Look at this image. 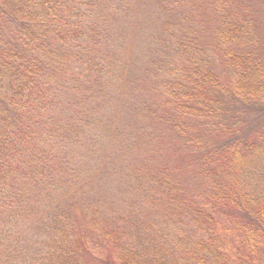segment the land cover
I'll list each match as a JSON object with an SVG mask.
<instances>
[{"label":"trees","instance_id":"trees-1","mask_svg":"<svg viewBox=\"0 0 264 264\" xmlns=\"http://www.w3.org/2000/svg\"><path fill=\"white\" fill-rule=\"evenodd\" d=\"M130 1L0 0V264H264V0H206V30L172 31L166 46L160 36L141 65L167 94V116L192 119L174 129L207 174L212 205L181 197L160 221L105 216L103 244L92 218L69 214L90 203L76 196L103 172L75 166L95 141L98 104L112 88L121 107L131 74H142L119 16L129 17ZM129 179L146 191L139 208L130 202L138 212L177 189L176 179L167 191ZM35 220L39 232L27 228Z\"/></svg>","mask_w":264,"mask_h":264},{"label":"rangeland","instance_id":"rangeland-1","mask_svg":"<svg viewBox=\"0 0 264 264\" xmlns=\"http://www.w3.org/2000/svg\"><path fill=\"white\" fill-rule=\"evenodd\" d=\"M138 1L142 3L143 8ZM195 1L131 0L126 13V16L129 17L125 18L121 14L122 11L120 15L118 14L122 21L121 27L125 29L124 39L127 47L130 48V52L132 51V58L135 60L132 72L144 73V71H140L144 56L147 52H150L153 58L154 54L159 50V43L157 44V42H159L160 36L162 41H165L162 44L166 46L168 40L165 39H168L172 31H174V36L170 38L177 39L178 33L180 38L194 29H200L199 31L206 30L200 28L199 21L202 17L205 19L209 13L206 7L207 1L205 0L202 3L203 0H198L197 4L191 9V5ZM167 3H169V6ZM109 20H111V17ZM131 22H134L135 30L131 28V24H133ZM258 27L259 25L257 24L255 29ZM169 41L173 45L172 48H174L175 41ZM263 41L262 38L260 42L264 44ZM122 53H124V50H122ZM180 55L183 58L178 55V62L182 66L186 63L183 60L184 58L186 59L185 52L180 53ZM143 67L145 68L144 65ZM182 69H184V65ZM145 70L148 71L147 68ZM160 72L163 75L165 70H160ZM142 74H140V79L134 78L133 80L131 74V83H129L126 90H123L125 91L123 92L125 98H123L124 101L121 107H119L118 102L116 103L119 96L118 90L108 88L109 91L106 95L104 106L102 103L98 104L100 107L96 119L99 124L95 125L98 128L95 131L97 133L94 138L95 141L91 146L84 148V152L80 151L82 156L75 163L76 168L81 172L87 168L90 171L101 168L103 171L101 176L98 175L99 178L97 180L89 181L86 187H81L82 190H79L80 192L76 196L78 203L86 197L89 198L90 203L79 208L77 204L75 208L72 207L73 210L69 211L73 218L77 215V218H74L77 221L79 220L78 214L83 216V220L92 218V222L97 228L92 236L101 244L106 241L105 238L103 241L101 240L102 231L104 233V229L111 226L106 221H102L105 216H110L111 222L120 220L123 216L128 219V215L135 217L137 221H140L139 219L145 220V218L160 221L161 215L158 213L161 212V209L164 210L167 209L166 207H171V203L182 202L184 198L195 200L200 205H212V203H209V198L206 194L208 192V176L202 171L203 169L200 168L201 166L198 162L197 164L185 158L186 150L189 146L182 136L180 138L177 136L174 129L179 124H183L184 128L185 126L187 128L188 126L190 127L191 124L193 125L192 119L188 117V121H183L179 117H173V113L171 117H168L171 113L169 114L164 106L166 100H169L167 94L161 92L158 87H153L151 79ZM168 78L171 80L173 73L168 74ZM153 84L155 85L156 82L154 81ZM109 86L117 87L115 81L110 82ZM120 99L122 100V98ZM99 130L101 133L98 134ZM76 146L72 145L70 147L72 153L75 151ZM263 164L261 163V165ZM263 168V166H259L256 167V170L261 171ZM133 173L134 175L137 174V178L140 179L141 183L146 185L147 181L150 184L155 181L157 188L163 187L162 191H167L168 188L173 190L169 184L166 189L165 181L173 182L176 179L177 189L176 191L174 190L175 194L171 191L167 192L170 195L174 194L176 197L164 196V201L171 197L168 200L170 203L160 206L154 205L155 207L147 205L142 207L139 212L131 209L130 202H136L135 204L139 208L141 203L145 201L143 194L146 192L136 185L137 182L129 179ZM66 177L69 176H64V179L70 182ZM181 197L184 198L181 199ZM90 204L91 208L89 207ZM214 207L216 209L213 208L212 210L216 213L218 206ZM96 212L102 217L98 218ZM90 215L92 216L90 217ZM75 220L73 222L77 225ZM168 221L170 223V220ZM27 228L31 229V232H39L42 229L40 220L30 223ZM99 254L104 256L108 252L102 250Z\"/></svg>","mask_w":264,"mask_h":264}]
</instances>
